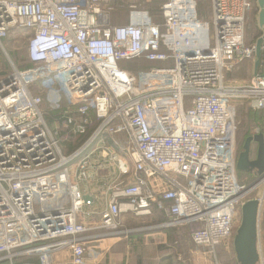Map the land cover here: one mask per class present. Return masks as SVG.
<instances>
[{
	"label": "built area",
	"instance_id": "2783aa9c",
	"mask_svg": "<svg viewBox=\"0 0 264 264\" xmlns=\"http://www.w3.org/2000/svg\"><path fill=\"white\" fill-rule=\"evenodd\" d=\"M154 1L0 0V48L25 31L32 65L20 71L9 58L0 82V262L86 264L89 243L140 231L125 217L157 210L164 226L199 224L192 242L219 264L253 198L264 264V171L244 183L237 169L242 106L261 113L264 136L263 32L246 39L258 0H211L207 21L198 0H167L159 22ZM141 58L164 66H120ZM244 65L252 78L231 80ZM45 103L83 139L72 152Z\"/></svg>",
	"mask_w": 264,
	"mask_h": 264
},
{
	"label": "crops",
	"instance_id": "0c3cea01",
	"mask_svg": "<svg viewBox=\"0 0 264 264\" xmlns=\"http://www.w3.org/2000/svg\"><path fill=\"white\" fill-rule=\"evenodd\" d=\"M125 218L127 228L141 230L89 243L86 264H217L185 229L164 226L168 219L159 211L146 221Z\"/></svg>",
	"mask_w": 264,
	"mask_h": 264
},
{
	"label": "trees",
	"instance_id": "16d2710c",
	"mask_svg": "<svg viewBox=\"0 0 264 264\" xmlns=\"http://www.w3.org/2000/svg\"><path fill=\"white\" fill-rule=\"evenodd\" d=\"M167 0H155L154 1V15L156 17V20L159 22L162 20L160 14V7L166 3ZM198 14H199V18L202 21H207L208 17L210 15V9L206 3L205 0H198ZM257 11L255 10L251 17L253 15L256 16ZM117 22V23H116ZM114 24H126V22H119V21H115ZM21 31L23 33L26 34L25 31L23 30H18ZM12 31L10 32L11 35ZM9 35V37H10ZM262 35L261 32H259V36L258 38ZM8 37V38H9ZM8 38L6 40L3 41V45H7L8 43ZM6 48V47H5ZM9 49H7L8 51ZM1 51V50H0ZM10 58L12 59V61L14 60L16 63L14 65H16L17 69L22 71L25 69L30 68L32 65L30 64L27 56H26V51H24L25 54V59L23 57H21L18 53V56L16 55V53H13L10 51H8ZM0 58H2V54L0 52ZM124 63V62H123ZM129 63V68L126 66V64L122 65V69L126 70L128 72L137 74L140 70H148L153 68L154 64L148 62L145 58H141L135 61H130ZM0 64L2 65V69L0 71V82L3 81L4 79H6L8 76H10L12 74V69L10 70L6 63H4V61L0 60ZM135 64H139L138 67H135ZM131 66L135 67L134 70H130ZM43 111H45L48 115L46 117V121L48 123V125L54 129V131L58 132V138L61 142L62 147L64 148V151L66 153H70L72 152L81 142H82V138H74L73 134H72V127L67 128L66 127V119L63 116V112L64 109L62 108L61 110H53L49 104L45 103L43 105ZM239 113L243 116L247 113V116L243 119V125L242 127H238V132H237V139H238V143H239V152H241L243 150V146L246 143V141L255 136L260 130H261V123H262V118H261V113L258 111H253L250 108H247L246 106H242V108L239 109ZM76 139V140H75ZM75 140V141H74ZM81 140L79 143L78 141ZM201 228V226L199 224H195V225H191V226H187V227H181L182 230H186L188 232L189 235H191V239H192V234L199 230ZM222 247H218L217 251L219 253L220 249ZM223 255V253L221 254ZM231 259L228 258V256L225 258L224 261H222L223 264H228L230 263ZM28 262H33V263H38V261L36 259L34 260H30ZM235 263L238 264L237 260H235ZM5 264V263H4ZM7 264V263H6Z\"/></svg>",
	"mask_w": 264,
	"mask_h": 264
},
{
	"label": "water",
	"instance_id": "95a60500",
	"mask_svg": "<svg viewBox=\"0 0 264 264\" xmlns=\"http://www.w3.org/2000/svg\"><path fill=\"white\" fill-rule=\"evenodd\" d=\"M259 26L263 31V36L257 41V62L255 64V74L261 64V45L264 42V0H258ZM13 68V67H12ZM264 78V72H263ZM257 145V159L251 160L252 145ZM237 169L239 172L256 173L260 176L264 171V136L258 133L249 138L239 154ZM258 217L259 202L256 199L247 201L241 209V226L234 237V251L238 264H259L260 256L258 253Z\"/></svg>",
	"mask_w": 264,
	"mask_h": 264
},
{
	"label": "rangeland",
	"instance_id": "374dc122",
	"mask_svg": "<svg viewBox=\"0 0 264 264\" xmlns=\"http://www.w3.org/2000/svg\"><path fill=\"white\" fill-rule=\"evenodd\" d=\"M209 9H210V15L208 17V20L211 18V13H212V6H211V0H205ZM123 22V21H121ZM126 22V21H124ZM117 23V22H116ZM259 32H263L261 31V28L259 26V14L258 16H255L253 15L246 27V39L247 41L250 43L252 42H255V40L258 39V36H259ZM26 39H27V34L21 32V31H18L16 29L12 30V33L10 35V37L8 38V43L7 45L5 46L4 45V48L6 50L7 53H4L2 51V49L0 48V52L2 54V58H0V60L4 61V63H6L7 67L11 70L12 69V63L10 62V60L12 61V59L10 58L9 56V53L8 51L13 52V53H16V55L18 56V53L21 57H23L25 59V54H24V51H25V48H26ZM7 49H9L7 51ZM10 58V60H9ZM14 64L16 63L14 60L12 61ZM123 64H126V66L129 68V63L128 62H124V63H121V68H122V65ZM16 66V65H15ZM139 64H135V67H138ZM164 65H161V64H154V68H158V67H162ZM17 67V66H16ZM133 66H131L130 70H134ZM2 69V65L0 64V71ZM231 77V80H238V81H249L253 74H251V70L250 68L248 67V65H244L242 66L240 69L238 70H235L233 74L229 75ZM33 91L36 90V87H34L32 89ZM242 108V107H241ZM247 116V113L245 115H241L239 113V110H238V127H242L243 125V119ZM240 125V126H239ZM76 140V139H75ZM74 140V141H75ZM238 141V139H237ZM238 148L240 149L239 147V143H238ZM257 148V145L256 144H253L252 145V148H251V159L255 156L256 154V149ZM239 176H240V179L242 182L244 183H250L252 181H254L256 179V176L257 174L256 173H244V172H239ZM255 195H253V197H255ZM253 198H250V200H252ZM241 217L240 219L237 221V225H236V229H235V235H236V232L237 230L239 229V227L241 226ZM223 253V255H221ZM228 256V258L231 259L230 263L228 264H236L235 263V260H236V255H235V251H234V240L232 241L231 243V246L229 245L228 249L227 248H224L222 247L218 253V251H216V257L217 260H218V263L219 264H223L222 261L225 260V258ZM10 264V262L7 260V261H2L0 262V264ZM260 264V263H259Z\"/></svg>",
	"mask_w": 264,
	"mask_h": 264
},
{
	"label": "flooded vegetation",
	"instance_id": "af4514ba",
	"mask_svg": "<svg viewBox=\"0 0 264 264\" xmlns=\"http://www.w3.org/2000/svg\"><path fill=\"white\" fill-rule=\"evenodd\" d=\"M257 171H258V170L256 169V173H257Z\"/></svg>",
	"mask_w": 264,
	"mask_h": 264
}]
</instances>
